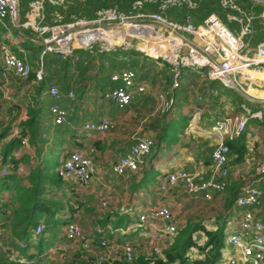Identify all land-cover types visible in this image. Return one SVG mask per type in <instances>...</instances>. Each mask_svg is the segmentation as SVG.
<instances>
[{"label":"built area","instance_id":"built-area-1","mask_svg":"<svg viewBox=\"0 0 264 264\" xmlns=\"http://www.w3.org/2000/svg\"><path fill=\"white\" fill-rule=\"evenodd\" d=\"M45 1L40 0L43 4ZM48 1L53 6L62 7L67 1L84 0ZM202 1H137L129 13H123L118 8H109L98 11L93 20L77 18L63 22L59 19L51 25H43L35 19L23 23L18 0H0V21L8 20L17 29H31L39 38L41 58L52 55L67 61L74 57L75 51L83 50L97 57L95 64L108 66L109 62H100L98 55L135 51L161 67L168 65L173 77L172 91L180 89L185 72L192 71L207 82H217L223 88L234 91L248 103L262 106L253 110L243 105L238 115H226L215 122L208 134V140L215 144L211 154V176L208 181L183 170L163 174L158 178V190L162 195L181 188L190 196L201 194L209 201L215 194H225L229 187L228 143L238 139L247 130L251 120L260 121L264 138V40L254 45L260 34L259 27L264 28V0H218L226 22L216 14H211L201 24H195L190 15H185L181 23L168 18L171 9L184 7L192 11L197 9ZM147 5L156 6L157 11L145 12ZM234 24L239 28L238 33L230 27ZM27 58L28 54L23 50L15 53L6 46L0 47L2 107H11L13 103V83L20 86L30 79L33 69ZM10 75L14 77V82L11 81ZM42 80L43 67L40 66L34 81L40 83ZM110 81L119 86L103 91L102 98L114 103L121 110L129 108L134 97L131 90L137 82V75L133 71H124L113 74ZM147 89V83L143 82L138 85L137 94H145ZM251 91H255V94ZM48 95L52 99L49 112L53 117V124L66 128L74 127L70 112L64 107V101H75L77 94L74 91L64 94L59 86L51 84ZM174 105L175 101L171 98L163 111ZM117 126L116 121L102 118L96 122L85 123L80 133L107 134L114 132ZM22 145H27V141L22 140ZM154 145L155 141L151 138L138 140L131 146L128 154L113 165V174L124 181L130 180L139 172L145 159L152 155ZM13 169L10 163L1 167L0 179L8 176ZM56 172L69 185L63 191V194L67 195L71 194L73 186L88 185L98 179L96 163L80 151L61 155ZM16 173L21 177L27 176L29 167L19 166ZM259 173L264 177V161L259 166ZM73 207L80 215L82 209L79 205ZM235 208L241 213L237 222L225 231L228 249L224 250L222 259L227 258V264H264V222L259 217V213L264 209L263 191L258 186L243 187L235 201ZM100 209L108 212L109 201L103 199ZM5 211L4 200L0 197V235ZM135 217L136 223L132 228L140 231L148 241L149 253L144 258L155 257L166 263V251L175 242L180 229L179 220L175 218L172 209L159 205ZM231 227L232 230L229 231ZM44 228L43 224L38 225L35 236L41 235ZM109 229L111 230V227ZM63 237L61 243L45 252V257H55L56 261L52 262L54 264L68 261L76 252L87 254L98 263L123 260L133 264L143 256V245L130 240H104L101 243L103 251L99 252L94 248L93 236L86 234L76 221L66 224ZM0 251H5L1 242Z\"/></svg>","mask_w":264,"mask_h":264},{"label":"crops","instance_id":"crops-1","mask_svg":"<svg viewBox=\"0 0 264 264\" xmlns=\"http://www.w3.org/2000/svg\"><path fill=\"white\" fill-rule=\"evenodd\" d=\"M18 1L20 18L23 23L32 19L41 22L43 25H51L59 19L67 22V15L60 11V9H66L64 6H53L48 0L44 4L40 0ZM145 12L150 11L145 10ZM77 18L80 17L72 15L70 21ZM169 19L178 22L172 18ZM4 46L15 53L20 50L26 52L30 57L34 73L39 70L40 66L43 67L44 80L40 83H36L34 79L28 80L20 86L13 83L11 89L13 103L11 107L1 106L3 96L0 94V133L9 129L7 137L0 142V169L3 166V149L12 139L23 135V133H25L23 140L27 141V145H21L18 150L13 152L11 157L14 161H20L19 166H32L35 168L40 165L44 169L47 168V165L52 164V159L56 157V159L59 158L57 166L54 167V170H56L60 165L61 155L74 151H80L89 156L97 165L98 179L95 182L88 185L73 186L70 195L63 194L62 191L58 192L59 199L57 198L56 201L62 203L63 208L57 212L55 220L64 222L62 226H59L61 229L58 234H63L66 226L65 220L78 222L88 235L95 234L98 227L95 221H98L100 214L104 213L100 209V202L105 199L110 204L108 212L118 216L125 215L130 219L123 238L121 237V231H114L115 240L119 242L130 240L141 243L144 247L142 250L143 256L141 257H144L149 253L148 241L138 230L132 228L136 223L135 215L156 208L159 205H165L172 209L179 220L180 229L200 223L207 229L216 230L218 218L220 217L227 219V227L230 228L231 224L237 222L238 215L241 213L240 210L235 208V201L240 196L242 188L245 186L262 188L264 186V177L259 173V166L264 161V138L261 132V123L251 120L247 130L242 134L246 135L245 154L240 159L237 155L229 159V187L225 194H215L212 200L207 201L201 194L190 196L181 188L173 189L166 195L159 192L158 178L163 174L183 170L199 175L204 181H208L211 176V152L214 144L208 140V134L215 124V121L213 122L214 117L211 115V112L214 111L210 112L208 110L204 114V119L206 117L211 118L210 126L207 128L205 121L201 122L203 116L198 113L196 107L187 106L181 109V106L191 100L190 97L188 99L187 92L183 87L186 73L181 88L172 95L169 94V98L161 92L160 84L151 86L148 81L140 78L141 80L137 81L131 90L134 97L130 107L121 110L114 103L102 98L101 93L104 90L101 91L100 84L94 81L95 70L103 67V65L95 64L93 70L88 73L89 78L92 80L88 86H78L73 79L62 76L63 73L59 66L56 67L51 64L52 57H48V59L41 58L39 38L31 29H17L8 20L0 21V47ZM34 55H37L36 59H32ZM144 65L145 67L151 65L153 68L158 69L153 73L162 70L161 66L159 68L156 62L150 60H147V65L144 62ZM150 74L152 75V73ZM11 77L12 75H10ZM11 81H15L14 77ZM143 82L148 85L147 92L137 94V87ZM51 84H59L64 94L69 91H74L77 94L75 101L69 99L64 101V107L69 110L74 121L75 126L71 129L65 128L60 132L55 131V126L49 114L52 99L48 95V89ZM215 92L217 93V91L213 93ZM209 93L212 95L211 92ZM226 96L228 95H220L219 99H225L224 102H227ZM171 98L175 101V105L163 111L165 104ZM252 104L256 106L253 110L262 107L259 104ZM29 106L39 107L42 112L40 117L35 118L30 126L24 127L22 122L29 119L27 110ZM215 108L218 110H226L227 108L224 116L230 115L228 113L229 106ZM238 114L232 113L233 116ZM102 118L116 121L118 124L116 131L107 134L80 133L81 127L85 123L96 122ZM185 120L188 123L184 134H176L175 132L173 139L159 142L152 156L141 165V172L144 174L138 176L135 182L126 184L122 178L113 174V165L127 155L131 146L138 140L151 138L155 141L164 125H173L171 126L172 130L173 128L175 130L178 128L179 123ZM202 143L209 145L211 149L204 150L203 147L200 149ZM39 147L42 149L41 155L37 152ZM16 179L17 182L9 181L6 183V188L0 190V197L14 209L19 207L15 199L16 186L29 187L24 178L18 176ZM46 188L49 191L48 187ZM79 199L86 204V207L81 210L80 215H72L70 207L75 206V201H79ZM94 214H97V216H93ZM11 217L10 213L5 217V224L11 223ZM259 217L264 222V209L259 213ZM108 227L113 229L112 225ZM231 230L232 227L229 231ZM60 239L58 240L57 237L55 241L58 242ZM193 239L198 246H203L207 242V237L202 232H197ZM226 249L228 248L226 247ZM191 255L193 258H201L196 249L191 252Z\"/></svg>","mask_w":264,"mask_h":264},{"label":"trees","instance_id":"trees-1","mask_svg":"<svg viewBox=\"0 0 264 264\" xmlns=\"http://www.w3.org/2000/svg\"><path fill=\"white\" fill-rule=\"evenodd\" d=\"M137 1H144V0H84L83 2L79 1H67L64 7L65 10L60 9L61 12L67 15L66 21L71 20V16L74 15L76 17L85 18L88 20H93L96 17V13L100 10L109 9V8H118L123 13H129ZM145 10L150 12H156L157 7L153 5H147ZM211 14H216L219 16L223 21L226 22L225 14L219 8L218 0H203L199 3L198 8L195 10H189L187 8H176L171 9L169 11L168 17L174 20H177L179 23L182 22V19L185 15H190L195 24H201L206 18H208ZM235 26L230 25L233 29ZM260 34L257 37V40H264V28L259 27ZM41 54V53H40ZM140 53L135 51L124 52V53H116V54H103L98 55V60L101 62L102 60H106L109 62L108 66H103L96 69L94 81L100 84L102 90L101 91H108L114 89L119 86L117 83H113L110 81V78L113 74H120L124 71H133L137 75V81L143 78L144 80L148 81L151 86H158L160 84L161 92L169 97V94H173L175 91H172V75L169 72L168 65L162 67V70L156 73L150 74V71H144V62L150 60L147 57H143ZM48 57H52L53 60L51 64L54 66H59V69L63 73V77H69L77 83L79 80H87L86 77L90 71L93 70L95 66L96 58L93 54L83 50L75 51V55L73 58L62 61L57 59L52 55L44 56L42 59H48ZM123 58L119 60V58ZM37 55H34L32 59H36ZM28 62L32 66L30 61V57L27 58ZM152 61V60H151ZM154 62V61H152ZM155 63V62H154ZM37 72V71H36ZM35 72V73H36ZM59 72V73H61ZM187 72V71H186ZM185 72V73H186ZM35 73L33 69V73L30 76L29 80L35 79ZM149 77V79H146ZM64 79V78H63ZM43 80H44V70H43ZM42 80V82H43ZM143 81V80H142ZM157 82V85H156ZM59 86V84H56ZM60 88V86H59ZM204 89L207 91V94L214 91L219 93L216 98L219 99L220 95L227 94L231 96L234 103H237L240 108V112L242 110V106L246 105L252 109H255L251 103L245 101L242 97H240L234 91L228 90L223 88L217 82H211L205 84ZM61 90V88H60ZM213 91V92H212ZM63 93V91L61 90ZM219 96V97H218ZM29 119L25 122H22L24 127H28L32 124L35 118H39L41 115L42 110L38 107L29 106L27 108ZM50 114V112H49ZM50 117H53L50 114ZM219 120V118H218ZM217 121V120H216ZM215 121V122H216ZM258 121V120H256ZM260 122V121H258ZM188 121H182L179 123L177 129L172 130L173 125H164L163 130L157 135L156 144L152 149V154L154 153L155 147L159 144V142H163L166 139H173L177 133L184 134L185 129L187 127ZM55 126V131L60 132L62 129H65L64 126ZM75 126V125H74ZM73 128V127H72ZM71 129V128H66ZM171 130V131H170ZM116 131V130H115ZM9 129H6L0 133V142L4 140L8 135ZM24 134L12 139L3 149L2 153V165L5 166L7 164H12L14 169L13 171L6 176L5 178L0 179V190L6 188V183L9 181L17 182L16 177L17 175L16 170L20 165V161H14L11 157L15 150H18L22 145V140L24 138ZM246 135H242V137L238 138L233 142H229V159L230 157L237 155L240 158L246 152V142H245ZM237 141V142H236ZM214 150V148H213ZM212 150V151H213ZM37 152L41 155L42 149L39 147L37 148ZM212 154V152H211ZM126 156V155H125ZM152 156V155H151ZM150 156V157H151ZM149 157V158H150ZM11 158V159H10ZM56 159H52L53 161ZM59 158L56 159V161ZM147 159H145L146 161ZM54 161V162H56ZM144 161V162H145ZM51 163V162H50ZM47 165V168L42 169L40 165L37 167L32 168L29 167V173L24 178L28 184V188L18 187L16 186L15 189V199L19 204L18 208H11L10 204L5 203V214L3 219V224L1 226V235H0V242L4 243V235L5 231L11 229L13 234L15 235V241L13 242V247L15 252L19 255L17 260L10 259V251L7 253H3L0 251V264H54L52 262L47 261L46 259L42 258L45 255V251L61 243L64 240L63 234H58L56 230L59 228V225H63L64 222L62 220H55L57 212L63 208L62 203L56 201L59 199L58 192L65 191L66 188L69 187L67 183H65L61 177L57 174L56 170H54L53 165ZM2 166V167H3ZM141 167V166H140ZM144 174L141 172V168L139 172L136 173L130 180L125 181L126 184H131L136 181L138 176ZM21 177V176H19ZM49 191H47V188ZM264 193V186L261 188L259 187ZM228 191V189H227ZM76 205H79L80 209H84L86 204L79 199L75 201ZM72 215H78V211L74 209V207H70ZM12 216L11 223L5 224V217L7 215ZM99 215V213H98ZM44 216H49V221ZM93 216H97L94 214ZM128 216H118L112 212H104L100 214V219L97 222L98 227L95 234H93L94 238V248L99 252L103 251V247L101 246L102 241H115V230L121 231L122 228L127 229V224L129 222ZM72 221L65 220V224H68ZM43 224L44 230L43 233L39 236H35V231L37 226ZM109 225L113 226L114 233L109 229ZM227 219L225 217L218 218L217 229L211 230L207 229L202 226L200 223L188 225L185 228L179 229L177 233V237L175 242L167 249L166 256L167 262L163 263L158 258H150L145 259L144 257L138 258L135 263L133 264H221V259L223 256V252L227 247L225 241V231L227 229ZM197 232H202L207 237V242L203 246H198L194 243L193 236ZM60 241L56 242V238ZM6 240V239H5ZM3 241V242H2ZM21 241L22 244L17 243ZM4 245V244H3ZM46 246V247H45ZM5 247V246H4ZM46 248V250H45ZM196 249L197 252L200 254L201 258H193L191 255V250ZM33 251V252H31ZM31 252V253H30ZM35 260L36 262H29ZM28 261V262H23ZM61 264H129L123 260H116V261H104L98 263V261L89 258L87 254L76 252L74 253L71 258Z\"/></svg>","mask_w":264,"mask_h":264},{"label":"rangeland","instance_id":"rangeland-1","mask_svg":"<svg viewBox=\"0 0 264 264\" xmlns=\"http://www.w3.org/2000/svg\"><path fill=\"white\" fill-rule=\"evenodd\" d=\"M233 30L236 33H238V31H239L238 26L235 25L234 28H233ZM259 41L260 40H257L254 43V45L257 44ZM143 57L144 56H142V58ZM146 65H147V62H146ZM154 66H156V65H154ZM159 68H160V66H159ZM37 70H38V68H37ZM144 71H150V73H153V71H158V69L155 68V67L153 68V66H151V65L150 66L147 65L146 67H144ZM86 79L87 80H79L78 79L77 85L78 86H81V87L84 86V85H87L88 86L89 83H90V81H92V80L89 78L88 75H87ZM146 79H149V77H147ZM208 83H211V82H207L203 77H200L199 75H196L192 71H187L186 72V76H185V81L183 83V87H184V89L187 92L188 99L190 97L191 100L190 101L188 100L187 103H185L183 106H181V109H182V107L185 108L187 106L188 107H190V106L196 107L197 110H198V113H201L202 116H203L201 122L203 123V120H204L205 121V126L207 128H209V126H210V123H211L210 120H211V118L210 117H206L204 119V117H205L204 114L208 110H210V112L211 111H214V112H211L212 113L211 114L212 117H214V120L212 119L213 122L216 121L218 118L225 117L224 116L225 115L224 113H225V111H227V108H226V110H218L215 107H223L224 108L225 106H229L230 108H229V112L228 113H230V115H232V113L233 114L240 113L239 105H237V103H234V101L232 100L231 96H226L227 102H224L225 99H223V100L218 99L217 100L216 96L218 94L216 92L215 93H212V95H210V93L207 94V91L204 89V87H205V84H208ZM156 84H157V82H156ZM251 92L253 94H255V91H251ZM214 105H215V107H213ZM166 109H167V107H166ZM201 147H203L204 150L211 149V147H209V145L207 146L205 143H202L201 144L200 149H201ZM54 161H56V159ZM54 161H53V164L52 165H53V167H56L57 166V163H58V160L56 162H54ZM45 217H46L47 221H49V216H45ZM175 218H176V216H175ZM59 226H61V225H59ZM60 229L61 228H58L56 231L59 232ZM121 232H122V234H121L122 236L121 237L123 238L124 237V234L126 232V229L125 228H122ZM14 238H15V235L13 234V232H12L11 229H8V230L5 231L4 240H3L4 241V243H3L4 245L2 244L3 247L5 246L4 247V250L5 251H3V253H7L8 251H10V254H9L10 259L17 260L19 258V255L17 254V252H15V249L13 247V242L15 241ZM17 243L22 244L21 241H18ZM45 250H46V248H45ZM48 250L49 249H47L45 252H47ZM193 251H195V249H192L191 250V252H193ZM31 252H33V251H31ZM43 257H44V259L46 258V260L49 261V262L56 261L55 257H52V256L49 257V258L48 257H45V256H43ZM221 262H222V264H227L228 259L227 258H223V259H221Z\"/></svg>","mask_w":264,"mask_h":264},{"label":"bare ground","instance_id":"bare-ground-1","mask_svg":"<svg viewBox=\"0 0 264 264\" xmlns=\"http://www.w3.org/2000/svg\"><path fill=\"white\" fill-rule=\"evenodd\" d=\"M254 78H256V76L253 75Z\"/></svg>","mask_w":264,"mask_h":264}]
</instances>
